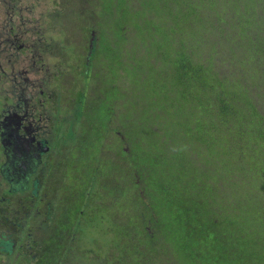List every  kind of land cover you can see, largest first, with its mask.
<instances>
[{
    "label": "trees",
    "instance_id": "1",
    "mask_svg": "<svg viewBox=\"0 0 264 264\" xmlns=\"http://www.w3.org/2000/svg\"><path fill=\"white\" fill-rule=\"evenodd\" d=\"M53 4L60 46L96 32L63 224L112 215L108 264H264V0Z\"/></svg>",
    "mask_w": 264,
    "mask_h": 264
},
{
    "label": "flooded vegetation",
    "instance_id": "2",
    "mask_svg": "<svg viewBox=\"0 0 264 264\" xmlns=\"http://www.w3.org/2000/svg\"><path fill=\"white\" fill-rule=\"evenodd\" d=\"M33 4L0 0V264H108L81 249L58 200L83 132L74 74L91 56L77 42L57 47Z\"/></svg>",
    "mask_w": 264,
    "mask_h": 264
},
{
    "label": "rangeland",
    "instance_id": "3",
    "mask_svg": "<svg viewBox=\"0 0 264 264\" xmlns=\"http://www.w3.org/2000/svg\"><path fill=\"white\" fill-rule=\"evenodd\" d=\"M35 3L33 5L36 6L37 9H39L40 15H41V26H44L43 20H46L48 26L51 23H54L53 17L54 12L56 9V5L53 4V0H26V3ZM5 14L4 8L0 9V15ZM52 21V22H51ZM59 25V24H57ZM53 26V25H52ZM59 28L50 31L48 35L54 34L57 37L52 38L53 40L56 39L57 47L60 45L59 40ZM52 37V36H51ZM67 46H73V43H67ZM72 52V50H70ZM73 54V53H72ZM73 62V61H72ZM103 219H98L95 222H81V228L77 232V238L74 239L77 241V243L80 245L81 249L89 250L95 253L102 254L101 256H104L105 259L108 258L110 255H108L107 250L109 249V239L113 236V233L109 231V226L116 224V222L113 219L112 215L109 214H103ZM109 228V229H108Z\"/></svg>",
    "mask_w": 264,
    "mask_h": 264
},
{
    "label": "water",
    "instance_id": "4",
    "mask_svg": "<svg viewBox=\"0 0 264 264\" xmlns=\"http://www.w3.org/2000/svg\"><path fill=\"white\" fill-rule=\"evenodd\" d=\"M95 37H96V32H92V38H91V43H90V50H89V55L91 56L93 52V48L95 47Z\"/></svg>",
    "mask_w": 264,
    "mask_h": 264
}]
</instances>
